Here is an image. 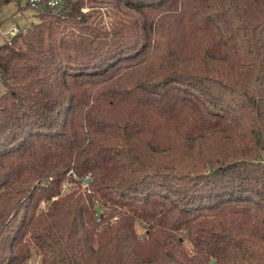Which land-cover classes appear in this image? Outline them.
<instances>
[{"label":"trees","instance_id":"16d2710c","mask_svg":"<svg viewBox=\"0 0 264 264\" xmlns=\"http://www.w3.org/2000/svg\"><path fill=\"white\" fill-rule=\"evenodd\" d=\"M59 12L0 45V264H264V0Z\"/></svg>","mask_w":264,"mask_h":264},{"label":"rangeland","instance_id":"374dc122","mask_svg":"<svg viewBox=\"0 0 264 264\" xmlns=\"http://www.w3.org/2000/svg\"><path fill=\"white\" fill-rule=\"evenodd\" d=\"M24 1L23 0H13L10 1L4 5L1 6L0 8V23H2V27L4 29L9 28L14 25H28L31 22H35L38 18L37 15H32L30 13L26 12V9L22 8L21 6L23 5ZM84 11H94V12H100L105 16V19H108L107 14V7L102 6V5H94V6H85ZM3 38L0 37V41H2ZM0 89H3V85L1 83L0 79ZM76 184L73 182H66V186L63 188L65 189L66 187H73ZM140 230H143V224H140ZM38 256L35 254L32 255L30 258L28 264H37Z\"/></svg>","mask_w":264,"mask_h":264},{"label":"built area","instance_id":"2783aa9c","mask_svg":"<svg viewBox=\"0 0 264 264\" xmlns=\"http://www.w3.org/2000/svg\"><path fill=\"white\" fill-rule=\"evenodd\" d=\"M23 1H24L23 4H25V6H26V8H25L26 12L34 15V13L38 10V8L44 4L51 5V6L55 7V9H57L58 11L60 10V12H62L63 4L67 0H23ZM31 23H29L28 25H14V26H11V27L6 28V29H4L2 27V23H0V37L3 38V40L0 41V45L3 41L8 39L9 37H12V36L20 34V33H22V34L26 33L28 31ZM65 186H66V184L64 185V187Z\"/></svg>","mask_w":264,"mask_h":264},{"label":"water","instance_id":"95a60500","mask_svg":"<svg viewBox=\"0 0 264 264\" xmlns=\"http://www.w3.org/2000/svg\"><path fill=\"white\" fill-rule=\"evenodd\" d=\"M213 261V259L210 260V263Z\"/></svg>","mask_w":264,"mask_h":264}]
</instances>
